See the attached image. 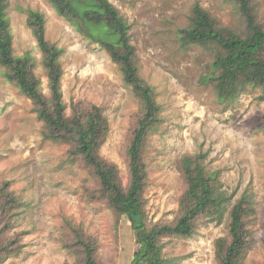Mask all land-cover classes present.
Listing matches in <instances>:
<instances>
[{"label": "rangeland", "instance_id": "rangeland-1", "mask_svg": "<svg viewBox=\"0 0 264 264\" xmlns=\"http://www.w3.org/2000/svg\"><path fill=\"white\" fill-rule=\"evenodd\" d=\"M130 26L139 75L154 87L163 123L147 139L148 182L144 194L149 227L176 221L186 191L181 160L206 155L204 165L217 176L227 197L221 224L201 220L189 239H164L166 264H219L216 241L228 234V214L244 194L251 198L255 219L249 225L250 247L240 264H264V102L259 89L248 88L233 104H222L212 75L214 49L183 46L181 30L191 23L195 4L219 25L239 31L242 17L235 2L225 0H109ZM264 26V0H254ZM46 19L47 40L63 51L62 91L67 114L74 107L99 106L109 122L100 156L114 163L122 185L130 177L127 149L143 114L142 104L124 81L119 65L106 50L86 39L60 16L49 0H9L7 16L14 55L30 54L42 92L50 96L42 52L28 25V11ZM44 124L33 102L10 83L0 65V186L9 184L17 206L6 213L9 226L1 241L18 240L19 252L3 264H79L74 230L93 245L100 264H132L138 249L126 217L99 197L95 177L69 146L44 138Z\"/></svg>", "mask_w": 264, "mask_h": 264}, {"label": "trees", "instance_id": "trees-1", "mask_svg": "<svg viewBox=\"0 0 264 264\" xmlns=\"http://www.w3.org/2000/svg\"><path fill=\"white\" fill-rule=\"evenodd\" d=\"M60 16L68 20L91 42L107 51L120 66L124 81L132 87L142 104L143 114L134 129L127 149L130 181L124 187L118 167L100 156L106 141L109 122L101 107L88 104L74 107L67 114L62 91L64 69L60 62L62 49L47 40L46 19L39 11H28V25L42 52L44 69L49 80L50 96L43 94L41 80L33 71L30 54L14 55L13 35L7 16L9 0H0V65L7 80L20 88L34 104L38 119L44 124V138L69 146V155L80 160L96 178L99 197L120 217H126L135 233L138 249L132 264H166L163 240L189 239L201 220L221 224L228 210L227 197L221 191L217 176L204 165L206 155L186 156L180 170L186 191L180 198L176 221L148 226L144 194L148 172L144 159L148 136L163 123L162 106L155 89L139 75L136 48L130 39V26L109 0H49ZM235 2L242 17L239 31L223 28L199 3L192 9L190 25L181 30L183 46L198 45L214 49L212 75L205 82L212 85L222 104H233L248 88L259 89L258 100L264 102V26L258 19L254 0ZM9 184L0 186V219L2 229L9 226L6 213H12L17 201ZM251 198L244 194L228 214V234L216 241L219 264H240L250 247L249 225L255 219ZM1 226V224H0ZM0 229V237L1 230ZM74 250L79 264H100L94 256L91 240L73 231ZM1 239V238H0ZM18 240H0V264L18 253Z\"/></svg>", "mask_w": 264, "mask_h": 264}]
</instances>
